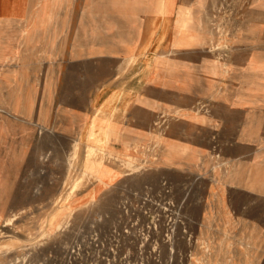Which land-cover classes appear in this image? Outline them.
Instances as JSON below:
<instances>
[{"label":"bare ground","instance_id":"bare-ground-1","mask_svg":"<svg viewBox=\"0 0 264 264\" xmlns=\"http://www.w3.org/2000/svg\"><path fill=\"white\" fill-rule=\"evenodd\" d=\"M219 11L228 15L222 25L216 23ZM262 20L264 0H0V115L21 118L27 137L33 134V122L47 124L45 136L26 145L15 163L0 173V264L38 262L48 249L57 253L63 239L61 228L70 221L75 227L78 211L97 215L112 203V198L106 201L105 197L115 179L141 187L150 174L129 155L137 137L155 141L163 149L160 167L177 166L190 150L202 174L201 188L206 182H211L215 193L216 182L230 187L237 178L230 175L231 170H223L218 178L213 167L215 153L211 145L201 143L210 129L189 137L181 130L186 121L194 125L205 121L208 126L213 116L250 125L236 139L252 127L255 133L264 128V39L259 32L248 30L252 21ZM238 30H242L239 36ZM252 48L259 51L248 50ZM171 60L181 65L176 77L187 78L185 73L191 72L201 83L206 77L213 79V85L221 87L223 101L212 102L211 92L202 96L204 87L184 98L176 90L171 96L144 89L136 93L137 82L150 77V68ZM29 61H33L30 68L41 74L29 82L33 84L31 100L36 109H52L49 116L44 111L33 119L25 115L23 93L20 111H14L19 91L15 81ZM87 62L106 64L109 75L91 74L97 66ZM57 125H71L77 132L67 148L58 143L64 135L57 134ZM134 130L146 133L140 137ZM171 132L176 133V143L168 142ZM186 139L199 143H179ZM232 152L225 143L216 156ZM262 159L236 169L243 176L238 178L243 186L241 198L248 202L264 204ZM169 172L171 180L179 182L176 189L187 181ZM165 211L162 207L155 210L151 237L141 246L145 249L139 251L133 245L140 264H159L155 246L144 254L152 249L151 238L159 241L162 251L170 247L164 264H175L173 248L183 242L175 225L164 235ZM90 243L84 240L78 247L65 246L61 261L73 264L74 252L85 253ZM185 246L197 257L207 255L193 239ZM235 251L243 255L242 250ZM183 258V264H199L189 256Z\"/></svg>","mask_w":264,"mask_h":264},{"label":"rangeland","instance_id":"rangeland-1","mask_svg":"<svg viewBox=\"0 0 264 264\" xmlns=\"http://www.w3.org/2000/svg\"><path fill=\"white\" fill-rule=\"evenodd\" d=\"M196 1L192 0V3ZM227 16L223 11H219L216 16V23L222 25L225 23ZM248 30L251 33L259 32L262 39H264V20L252 21L248 25ZM241 34L242 30L236 32L238 36ZM248 50L251 52L259 51L257 48ZM28 63L31 65H28ZM94 63H86L97 66V68L90 70L91 74L95 76L109 75L110 69L106 64L101 62ZM32 64L33 61L27 62V66L24 65L17 75L15 85L19 91L15 97L16 104H14V111H20L19 102L21 93H23L24 97L27 98L23 112L31 119L37 117L36 114H40L41 111H44L46 116H49L50 110H52L47 108L36 109L34 107V102L31 100L33 94L30 87L33 84L29 85V82L33 79L41 78V74L39 69L30 68L33 66ZM180 66V64L171 60L165 64L150 68L149 76L151 79L146 77L147 79L137 82L136 93L144 89L145 91H155L171 96L172 92L176 90L184 98L189 96L194 89L204 87V95L202 96H207L211 92L215 97L212 102L223 101L221 100L223 93L219 90L221 87L214 86L213 79L206 77L204 82L201 83L196 75L191 72L185 73L187 78L174 76ZM154 74L156 75L154 76ZM174 78L176 81L173 80L175 82L170 84L169 81ZM58 79L59 77L55 76V80ZM177 88L181 91H178ZM74 109L76 111V106H73V111ZM235 122V118L225 121L219 116H213L210 119L209 127L205 121L195 125L191 121H186L187 125L181 130L184 133L183 136L189 137L200 130L210 129L206 133L207 138L201 143L211 145V149L215 153L214 156L212 155L214 157L213 167L215 169L214 173L218 178L223 174V170H231L230 175L237 178V180L234 179V183L230 187L216 182L217 193H215L209 186L211 182H206L205 187L201 188L200 178L202 174L199 173L196 163L193 164V153L189 150L184 156L179 158L177 166L168 165L176 176L187 179L184 185L180 184L177 187L178 189H176L179 182L171 180L170 170L159 165V162L164 159L163 149L157 147L154 143L155 141L137 137V141L135 140L136 147L130 149L129 155L134 158L137 166L143 167L142 165H144L143 168L150 174V178L141 187H136L128 181L122 183L123 181L120 179L112 181L110 184L112 188L108 189L105 197L106 201L113 199L111 204L104 206L97 215L94 212L78 211L77 216L79 219H77V225L74 227L73 222L70 221L61 228L63 230V239L61 240L60 250L56 253L48 249L42 260L38 262L26 261L25 264H64L61 258L65 256V253L62 252L65 246L78 247L83 244L84 240H87L88 243L91 242V245L85 253L78 250L74 252L77 254L73 264H93L99 258H102V260L100 262L95 261V264H140L133 255V245L136 244L139 251L145 249L141 248V246L146 238L151 237L150 229L155 218V210L160 207L164 211L166 210L164 216L167 219L163 224L164 235L175 225L178 227L177 233L183 242L181 246L173 248L177 255L173 263L183 264V257L189 256L199 262V264H264V204H260L257 201L248 202L241 198L243 186L239 179L243 176L236 172V169L245 162L249 167L251 162H260L264 158V128L255 133V129L252 127L250 132L242 133L241 138L236 139L239 133L245 131L250 125L246 126L241 124V122ZM46 126L47 124H45ZM33 127V134L27 137L24 134L25 128L21 118H3L0 115V173L6 172L15 163L26 145L35 139L38 140L45 136L46 131H43L45 127L40 125L39 121L33 122ZM55 129H57V134L63 133L64 135L57 139L59 145L67 148L70 144V137L77 132H73L74 128L71 125H57ZM134 133H136V136L141 137L146 132L144 130H134ZM227 133H230V138L224 141L223 137L227 136ZM175 135V132L168 134L169 143L177 142L174 139ZM179 143L194 146L199 141L186 139ZM225 143L235 152L225 153L224 157L221 158L217 157L216 155L221 150V145ZM149 153L151 154L148 155ZM144 154L147 155L145 156ZM58 157L60 159L63 157L61 151L58 152ZM204 173H207V171ZM118 183L120 184L116 186ZM102 192L107 191L102 189ZM98 197L99 194L97 195ZM100 206L99 204L96 208ZM141 215H144V218ZM188 239L199 242L200 246L206 250L207 255L202 256V258L201 256L197 257L193 250L186 248L185 243ZM157 241L156 238H151L149 242L152 245V249L145 250L144 254H150L153 246H155L157 249L154 257L159 260V264H164L169 255L170 247L162 251L159 241ZM31 242L28 241L27 244H31ZM127 247H129V250ZM159 248L160 250H158ZM237 248L243 251V255L236 253L235 250ZM247 250L250 253L246 252Z\"/></svg>","mask_w":264,"mask_h":264}]
</instances>
